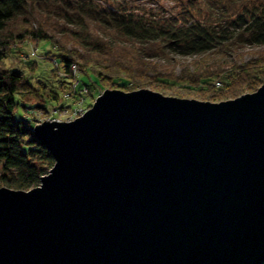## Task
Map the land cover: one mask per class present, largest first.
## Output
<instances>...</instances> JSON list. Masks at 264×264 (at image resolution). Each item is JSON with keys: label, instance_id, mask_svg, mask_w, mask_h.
I'll list each match as a JSON object with an SVG mask.
<instances>
[{"label": "water", "instance_id": "95a60500", "mask_svg": "<svg viewBox=\"0 0 264 264\" xmlns=\"http://www.w3.org/2000/svg\"><path fill=\"white\" fill-rule=\"evenodd\" d=\"M31 130L53 164L0 186V264L264 262V82L219 101L105 88Z\"/></svg>", "mask_w": 264, "mask_h": 264}, {"label": "trees", "instance_id": "16d2710c", "mask_svg": "<svg viewBox=\"0 0 264 264\" xmlns=\"http://www.w3.org/2000/svg\"><path fill=\"white\" fill-rule=\"evenodd\" d=\"M186 3L182 14L158 21L104 0H0V186L30 189L53 164L14 112L27 102L60 101L56 91L30 82V72L3 65L13 42L45 41L65 73L75 65L103 86L119 80L125 91L149 88L217 101L255 90L264 81V0ZM246 48L249 58L241 61ZM224 74L222 91L203 86Z\"/></svg>", "mask_w": 264, "mask_h": 264}, {"label": "rangeland", "instance_id": "374dc122", "mask_svg": "<svg viewBox=\"0 0 264 264\" xmlns=\"http://www.w3.org/2000/svg\"><path fill=\"white\" fill-rule=\"evenodd\" d=\"M104 1L105 5L108 7H115L118 5L131 9L133 8V11L137 12L139 15L158 21H165L172 15H180L183 13L184 9L188 8L186 0ZM247 49L248 48L242 52L241 61H247L249 58V55L246 54L249 52ZM50 50H52L51 46L45 41L34 42L27 39L21 42H13L5 50L4 66L19 69L24 75L30 72L31 74L28 76L30 82H39L60 95V101L58 103H40V107H31L32 105L27 102L24 107L17 108L14 115L17 118L24 119L31 127L44 119L68 121L77 117L81 112L90 107L94 98L105 88H116L125 91L120 88L124 83H119V80L113 82L112 86L111 84L103 86V84L94 82L91 78L82 76L80 70L75 65H72L69 72L65 73L63 69L53 61V57L48 53ZM175 56L181 57V55ZM180 67L181 65L177 66L176 69L180 70ZM226 81L227 78L224 74V77L211 79L210 84L203 86L212 89L213 92H219L225 89ZM217 82H219V84H217ZM263 82L264 81L260 82L259 85ZM192 88H196V86H192ZM244 92L251 91H243L238 95ZM160 93L170 95L162 92ZM16 97L18 98L19 96L17 95ZM183 98L204 100L194 93H186Z\"/></svg>", "mask_w": 264, "mask_h": 264}, {"label": "built area", "instance_id": "2783aa9c", "mask_svg": "<svg viewBox=\"0 0 264 264\" xmlns=\"http://www.w3.org/2000/svg\"><path fill=\"white\" fill-rule=\"evenodd\" d=\"M217 84H219V82H217ZM83 112H84V111H83ZM83 112H81L79 115H81ZM79 115H78V116H79ZM71 120H72V119H71ZM68 121H69V120H68Z\"/></svg>", "mask_w": 264, "mask_h": 264}]
</instances>
